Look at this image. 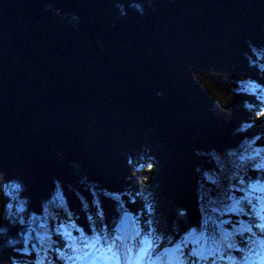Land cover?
Listing matches in <instances>:
<instances>
[{
    "label": "trees",
    "instance_id": "16d2710c",
    "mask_svg": "<svg viewBox=\"0 0 264 264\" xmlns=\"http://www.w3.org/2000/svg\"><path fill=\"white\" fill-rule=\"evenodd\" d=\"M245 1L0 0V264L264 258V0ZM74 101L91 135L58 116Z\"/></svg>",
    "mask_w": 264,
    "mask_h": 264
},
{
    "label": "rangeland",
    "instance_id": "374dc122",
    "mask_svg": "<svg viewBox=\"0 0 264 264\" xmlns=\"http://www.w3.org/2000/svg\"><path fill=\"white\" fill-rule=\"evenodd\" d=\"M240 3L241 4L236 3L237 4L236 6L241 7L242 9H245L244 12L246 11V9L247 10L250 9V7L252 5L251 2H249V1L247 2L245 0H240ZM238 7H233V8H235V9H237L239 11V8ZM252 7H253V5H252ZM241 12H238V13H236L234 15L241 14ZM203 40L208 41V36L206 38H205L204 35L200 36L199 39L195 41V43H194L195 45L193 44L194 46L192 48H189V47H191V45H188V44H185V45H177V46L175 45L168 52L166 50L164 52H160V53L156 52V55H157L158 59H160V60L162 59V61L170 59V62L171 63H170L169 68H173L174 66L175 67L177 66L176 63H179V62H183L184 61V58L186 57V55L188 53V50L194 51V49H195L196 46L200 47V42H205ZM170 53H174L175 56L177 55L176 58L179 59L178 62H176V63L174 62V57ZM157 57H156L155 61H157ZM150 61H153V60L151 59ZM179 64H181V63H179ZM65 108H67L66 109L67 111L65 109H63V108L58 110V112H57L58 113V116L59 117L61 116L64 119H67L66 117H68V119H70V122L71 123H75L77 125L79 131L82 132L81 133L82 136L91 135V133L94 130L97 131L99 129V126L96 124V119L91 118V117H94L95 115H97L96 112L92 113V111L94 110L93 109V106H92V103H84V104H82V102L80 103L78 101H74L72 103H69V108H68V105ZM90 111H91V113L89 114ZM135 112H133V113H124L122 115V117H121L122 118V122L120 120H118L116 122V126L119 125V127H121V129L124 126L126 128L127 127H132V129H134V126H136L137 121H144L147 118V116H148V113H147L146 110L138 111L136 113ZM140 113H143L144 115L143 114H140ZM126 114H128L129 116H127ZM164 117L165 116H160V117L158 116V120L159 119H162L163 120ZM62 118H61V121H62ZM111 118L116 119L117 118V115H113V117H111ZM126 122H127V124H123V123H126ZM131 124H133L134 126L131 125ZM100 126H102V125H100ZM147 128L148 127H146V129ZM149 129H152V126H150ZM83 134H85V135H83ZM146 137H148V135H146ZM1 139H0V151L1 150L3 151V150H6L4 148L6 146L4 144H2ZM138 139H133L132 140V143H133V146L134 147H137L138 144L140 142H142V141L143 142L141 143V146L143 145V143H148L149 142V140H148L149 138L148 139L145 138L144 140H143V138L142 139L138 138ZM88 145L91 146V144L89 142H88ZM13 146H14L13 151L11 149H9V148H7V151H5V153H9V156H11L10 154L14 155V156H12L11 161H13V158H14V160H15L14 163H16L17 165L21 164V162H18L19 160L20 161H23L24 162V165H26V164L29 165V162L27 161L28 154L25 152V149H23V146H16L15 144H13ZM139 149L142 151L145 148L139 147ZM218 203L219 202H213V205H218ZM203 205H204V203H202L201 204V207H200L201 216H200L199 222L202 221L204 219V217L207 216L206 209H205V207ZM213 208L217 210L218 209V206L217 207L214 206ZM224 219L229 220L230 218H228V217L225 216ZM226 225H227V227H230L233 224L230 222L229 224H226ZM189 227H191V224H190ZM234 228H235V231L234 232L236 234V232L239 231L238 225H235ZM227 230H228V228H227ZM192 239H193V241H196L197 240V237L192 238ZM250 259H251L250 256L245 257L244 260H243V263H246V262L250 261ZM241 264H242V262H241ZM253 264H262V261L258 260V261L253 262Z\"/></svg>",
    "mask_w": 264,
    "mask_h": 264
},
{
    "label": "bare ground",
    "instance_id": "6f19581e",
    "mask_svg": "<svg viewBox=\"0 0 264 264\" xmlns=\"http://www.w3.org/2000/svg\"><path fill=\"white\" fill-rule=\"evenodd\" d=\"M221 236V238L222 239H224V238H226V233L224 234H222V235H220ZM195 237H207V234H205V233H203L202 231L200 232V233H198V235L197 236H195ZM123 257V256H122ZM246 256H244L241 260H239L237 263H241V262H243V260H244V258H245Z\"/></svg>",
    "mask_w": 264,
    "mask_h": 264
}]
</instances>
